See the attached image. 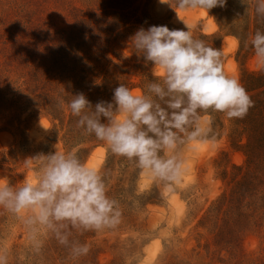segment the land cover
<instances>
[{"label": "rangeland", "instance_id": "obj_1", "mask_svg": "<svg viewBox=\"0 0 264 264\" xmlns=\"http://www.w3.org/2000/svg\"><path fill=\"white\" fill-rule=\"evenodd\" d=\"M168 3L0 0V184L12 192L36 186L51 155H71L98 171L120 213L115 226L86 230L40 223L38 205L19 213L0 205V264H264V143L249 122L264 111V64L251 45L264 33L255 11L264 0H227L208 13ZM149 25L188 27L220 49L225 73L253 101L243 119L209 110L185 131L173 129L175 144L157 151L174 161L165 177L114 154L68 108L78 93L91 102L89 115L100 101L115 105L120 84L162 107L149 85L163 80L129 39ZM122 115L114 106V118ZM78 244L87 255L74 253Z\"/></svg>", "mask_w": 264, "mask_h": 264}, {"label": "clouds", "instance_id": "obj_2", "mask_svg": "<svg viewBox=\"0 0 264 264\" xmlns=\"http://www.w3.org/2000/svg\"><path fill=\"white\" fill-rule=\"evenodd\" d=\"M160 3L169 4L168 0ZM217 7L225 9L227 0H176V8L180 10L204 9L208 13ZM255 11L258 15L264 14V4L258 5ZM129 39L132 52L142 54L159 72L164 86L151 83L149 91L160 100L167 97L170 111L142 94H133L124 84L113 91L115 105L100 101L89 115L85 110L91 107V102L83 93H78L68 108L73 116L80 118L78 125L108 144L114 154L137 158L142 168L165 177L173 171L174 161L159 159L157 151L161 145L175 144L173 129L185 131L192 118L198 119L200 112L209 110L224 113L230 120L243 119L253 101L239 80L225 73L221 50L193 38L188 27L183 30L169 29L167 25L141 26ZM251 45L255 56L264 64V33L257 30ZM114 106L123 114L122 118H114ZM101 116L109 123H102ZM198 135L197 128L189 138L195 139ZM48 159L49 166L38 185L25 183L12 192L0 184V205L16 213L38 205V219L42 224L50 220L69 221L72 226L99 230L118 223L120 213L115 210L114 201L107 197L97 170L86 167L71 155L53 154ZM60 243H67V238H61ZM89 250L87 244H78L73 249L78 256L87 255Z\"/></svg>", "mask_w": 264, "mask_h": 264}, {"label": "trees", "instance_id": "obj_3", "mask_svg": "<svg viewBox=\"0 0 264 264\" xmlns=\"http://www.w3.org/2000/svg\"><path fill=\"white\" fill-rule=\"evenodd\" d=\"M167 97H165L164 101L162 102V107H164L166 110L167 109ZM264 101V100H263ZM154 104H156V102H154ZM170 111V110H168ZM264 111L261 112L260 116H257V118L250 120V125L252 126V128L254 127L253 132L255 133V137H256V142H262L264 143ZM250 126V127H251ZM163 127V126H162Z\"/></svg>", "mask_w": 264, "mask_h": 264}, {"label": "bare ground", "instance_id": "obj_4", "mask_svg": "<svg viewBox=\"0 0 264 264\" xmlns=\"http://www.w3.org/2000/svg\"><path fill=\"white\" fill-rule=\"evenodd\" d=\"M212 29V27H210Z\"/></svg>", "mask_w": 264, "mask_h": 264}]
</instances>
